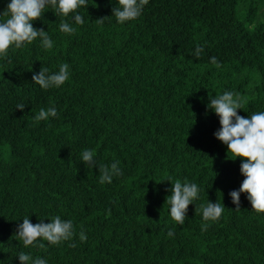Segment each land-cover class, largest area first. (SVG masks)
<instances>
[{"label":"trees","instance_id":"1","mask_svg":"<svg viewBox=\"0 0 264 264\" xmlns=\"http://www.w3.org/2000/svg\"><path fill=\"white\" fill-rule=\"evenodd\" d=\"M86 5L83 25L46 7L33 27L53 47L38 37L0 58V264H20L21 252L47 264H264V213L247 193L236 210L229 194L245 179L242 160L216 139L219 117L207 107L231 91L240 116L264 112V0H149L123 24L118 0ZM62 20L75 32H62ZM65 63L63 85L34 84L42 67L50 75ZM51 107L57 116L35 120ZM86 149L95 168L81 159ZM116 161L122 174L100 183L99 166ZM177 180L199 189L183 225L166 202ZM209 201L224 207L218 221L203 220ZM57 215L73 222L72 239L24 247V218Z\"/></svg>","mask_w":264,"mask_h":264},{"label":"clouds","instance_id":"2","mask_svg":"<svg viewBox=\"0 0 264 264\" xmlns=\"http://www.w3.org/2000/svg\"><path fill=\"white\" fill-rule=\"evenodd\" d=\"M149 0H118V7L113 9V15L118 23H125L137 19L141 14L145 5ZM81 6H87L86 0H10L6 10L0 16L7 17L6 20L0 22V58L8 56V50L14 46L15 49L22 48L25 43L31 44L38 37L42 41V47L51 49L53 42L49 38L46 31L33 27V21L41 19L45 13L46 7L55 9L62 17H68L70 13L74 14V21L77 25H83L84 19L78 14ZM104 18L97 19L98 23H102ZM60 30L64 33L71 34L75 32V28L68 22L62 20ZM203 52L202 46H197L195 55L199 58ZM210 62L217 67L219 63L216 57H211ZM69 79V66L61 64L59 71L48 74V69L42 67L38 74H33L32 80L34 84L39 85L42 89L52 87H60ZM210 98L208 108L213 110L219 117L221 127L214 133L216 139L227 145L228 156L235 160L241 158L242 163L240 172L245 177L239 190L230 192L232 202L236 205V210L240 209V194L247 193L252 210L257 213H264V112H257L249 118L240 116L237 112L242 109V100L239 95L231 91H225L221 95ZM17 109L23 111L26 105L20 103ZM57 116L54 107L47 110L40 109L35 116L36 121L48 120L49 117ZM94 151L84 150L81 153L83 163L89 168L96 167L94 160ZM119 162H113L111 165H100V183H111L113 176L121 175ZM171 195L166 198V202L170 205L171 218L178 224L185 223L188 206L198 198L199 189L195 183H181L177 180L172 183ZM202 217L205 222L218 221L224 212V207L216 202H208L206 206L201 205ZM208 224L201 225V230L206 231ZM23 241L24 247H40L44 248V243L36 244L40 239L47 241L51 245H58L62 241L72 239L74 235V226L71 220L64 221L59 215L51 219L50 223H44L41 219L40 223L33 224L29 218H24L23 223L18 226L17 234ZM168 235H174L169 230ZM80 240L84 242L87 237L81 232ZM20 264H27L32 257L29 254L21 252L18 254ZM32 264H47L46 260L37 257L32 260Z\"/></svg>","mask_w":264,"mask_h":264}]
</instances>
